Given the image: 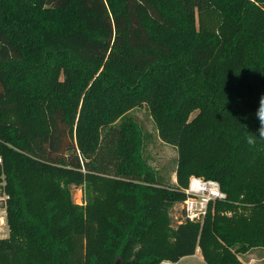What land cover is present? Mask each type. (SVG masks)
I'll return each instance as SVG.
<instances>
[{"label":"trees","instance_id":"trees-1","mask_svg":"<svg viewBox=\"0 0 264 264\" xmlns=\"http://www.w3.org/2000/svg\"><path fill=\"white\" fill-rule=\"evenodd\" d=\"M261 96L264 0H0V264H243L264 250ZM191 177L225 197L173 226Z\"/></svg>","mask_w":264,"mask_h":264},{"label":"rangeland","instance_id":"rangeland-1","mask_svg":"<svg viewBox=\"0 0 264 264\" xmlns=\"http://www.w3.org/2000/svg\"><path fill=\"white\" fill-rule=\"evenodd\" d=\"M134 112V116L138 121H140L143 126L150 132H152L153 139L151 143L148 144V149L150 151V155L152 156V165L156 168L160 166H164L167 168L170 177L172 180H175L173 169H174V160L176 157L175 150L165 144H162L156 138V132L152 126L151 121H149L146 110L144 109H136ZM83 188L76 187L73 190L72 199L76 204H79L83 199ZM170 215L172 218V225L176 226L178 223L182 221V203L176 204L170 210ZM3 227V228H2ZM0 230V238L7 235L6 226H1ZM5 229V230H4ZM196 255V254H194ZM185 257L180 260L177 264H205L201 261L200 257L194 256ZM194 257V258H193ZM240 260L243 264H264V250L262 249H254L246 253L245 255L240 256Z\"/></svg>","mask_w":264,"mask_h":264},{"label":"built area","instance_id":"built-area-1","mask_svg":"<svg viewBox=\"0 0 264 264\" xmlns=\"http://www.w3.org/2000/svg\"><path fill=\"white\" fill-rule=\"evenodd\" d=\"M2 163L0 158V164ZM0 230L1 226H6L8 236V226L6 222V204L8 195L4 190V182L0 183ZM83 199L79 204L84 202ZM185 200L182 202V221L189 220L193 222H202L209 202L223 199L225 195L221 192L219 185L215 181L204 180L202 178L191 177L188 187L185 189ZM3 228V227H2ZM5 230V229H4ZM0 238V239H1ZM196 256V255H194ZM159 264H177V262L163 260Z\"/></svg>","mask_w":264,"mask_h":264},{"label":"clouds","instance_id":"clouds-1","mask_svg":"<svg viewBox=\"0 0 264 264\" xmlns=\"http://www.w3.org/2000/svg\"><path fill=\"white\" fill-rule=\"evenodd\" d=\"M255 115L260 124V127L258 129V135L257 134L255 135L259 136L261 139H264V96L260 97L259 105H258ZM247 143L249 145H253L255 143L254 137L250 136L247 139Z\"/></svg>","mask_w":264,"mask_h":264},{"label":"crops","instance_id":"crops-1","mask_svg":"<svg viewBox=\"0 0 264 264\" xmlns=\"http://www.w3.org/2000/svg\"><path fill=\"white\" fill-rule=\"evenodd\" d=\"M195 254H196L197 257H198V256L200 257L201 261H203L199 249L196 250ZM188 257H192V256H188ZM193 258H194V257H193ZM179 262H180V260H179L177 263H179ZM203 262H204V261H203Z\"/></svg>","mask_w":264,"mask_h":264},{"label":"water","instance_id":"water-1","mask_svg":"<svg viewBox=\"0 0 264 264\" xmlns=\"http://www.w3.org/2000/svg\"><path fill=\"white\" fill-rule=\"evenodd\" d=\"M116 264H119V263H118V261H117V263H116Z\"/></svg>","mask_w":264,"mask_h":264}]
</instances>
